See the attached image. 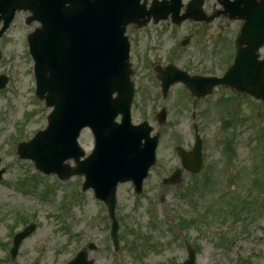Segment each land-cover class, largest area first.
Returning a JSON list of instances; mask_svg holds the SVG:
<instances>
[{"label":"rangeland","instance_id":"374dc122","mask_svg":"<svg viewBox=\"0 0 264 264\" xmlns=\"http://www.w3.org/2000/svg\"><path fill=\"white\" fill-rule=\"evenodd\" d=\"M182 1L186 4L189 0ZM216 8H220L216 0L203 4L207 13ZM28 15L27 11L17 13L0 38L5 57L0 60V74L12 76L10 84L0 90V165L5 170L0 182V264H11L7 252L12 235L24 226V220L16 216L21 212L35 219L37 228L23 241L19 263L62 264L80 247L92 242L95 250H90V256L95 264H179L187 258L186 245L196 249L197 264H264V192L256 188L253 199L246 196L247 186L264 172V163L260 164L264 160L263 105L223 87L216 88L205 100L194 102L177 85L170 98L169 120L160 128L153 118L160 102L159 81L151 67L167 64L168 51L175 47L179 64L187 70L189 67L193 72L213 71L221 75L235 55L234 39L241 21L216 18L200 27L198 23L184 21L180 29L169 19L157 25L150 23L143 29L128 26L126 34L133 40L131 59L138 92L133 101L132 121L147 119L154 130L161 131V163L152 168L141 195L133 192L129 182L119 185L116 216L125 225L119 222L120 243L116 252L108 235L110 219L106 207L95 201L91 190H81V176L61 182L55 174H40L34 163L16 153L18 141L28 140L45 127L51 110L43 101H35L32 93L33 63L26 56L24 36L37 22L26 23ZM191 32L193 37L186 47L176 46ZM220 97L231 98L226 106L229 112L221 106H217V111L214 105ZM194 111L199 112L198 121L207 146L205 156L212 174L206 180L205 171L186 172L179 184H163L162 177L169 176L178 166L176 145L192 146L187 132L188 128L191 132L189 118ZM221 117L232 125L222 126ZM80 145L86 152L91 151L88 129L80 137ZM30 176L40 182L37 187L19 184V180ZM46 184L54 191L43 200L39 196ZM238 196L248 203H240L241 199H235ZM240 208L243 211H239L238 218L219 230L222 221H230L229 210ZM183 219L185 225L180 221Z\"/></svg>","mask_w":264,"mask_h":264},{"label":"water","instance_id":"95a60500","mask_svg":"<svg viewBox=\"0 0 264 264\" xmlns=\"http://www.w3.org/2000/svg\"><path fill=\"white\" fill-rule=\"evenodd\" d=\"M138 1L0 0V20H5L4 27L19 7L30 9L32 17L42 22L29 39L36 61L37 91L40 96L46 93L48 106L54 107L46 130L40 131L29 143L19 144L18 153L32 158L40 170L49 171L64 157L76 153L79 130L84 125L90 126L96 134L95 151L102 167L88 168L92 175L87 179H91L89 183L97 197L109 205L110 214L117 183L131 177L142 179L154 161V147L151 146L154 144L147 136L150 129L132 126L128 115L133 92L128 79L126 46L122 40L124 25L127 22L145 23L146 14L148 18L151 15ZM202 1L190 3L185 16L197 17L195 11L200 10ZM223 3L231 18L238 16L245 23L237 39L235 63L219 82L264 101V59L257 61L255 53L264 43V0H224ZM179 7V0H170L157 4L151 11L156 15L157 11L166 9L175 16ZM71 45H76V52L73 49L71 52ZM182 79L194 92L190 80ZM114 92L118 93L115 99L112 98ZM118 112L124 117L122 123L115 124L113 121ZM142 138L146 139L143 145L140 144ZM199 159V146L196 145L193 154L185 157V162L196 171ZM29 232L15 237L13 252L20 239Z\"/></svg>","mask_w":264,"mask_h":264}]
</instances>
